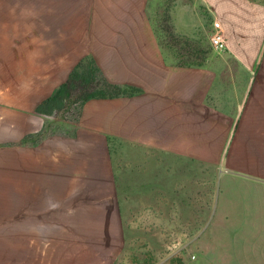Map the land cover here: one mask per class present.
I'll return each instance as SVG.
<instances>
[{"label":"crops","instance_id":"0c3cea01","mask_svg":"<svg viewBox=\"0 0 264 264\" xmlns=\"http://www.w3.org/2000/svg\"><path fill=\"white\" fill-rule=\"evenodd\" d=\"M150 1H56L45 23L0 8V264L128 263L129 202L143 218L204 212L212 264H264V2L176 4L171 46ZM216 21L227 48L199 50ZM89 57L140 92L91 100L75 123L38 114Z\"/></svg>","mask_w":264,"mask_h":264},{"label":"rangeland","instance_id":"374dc122","mask_svg":"<svg viewBox=\"0 0 264 264\" xmlns=\"http://www.w3.org/2000/svg\"><path fill=\"white\" fill-rule=\"evenodd\" d=\"M56 1L70 0H0V8L4 7V5H7L5 7H11L12 5L20 7L21 9L19 10L12 11L10 9L7 12H19L21 19L27 18L33 20L37 17L45 23V18L49 12L48 8ZM202 1L151 0L150 12L156 23L157 33L162 37H167L169 40L167 43L174 46L177 39L175 38L176 34L174 31L176 4L177 7L181 4L183 5V3L190 6L192 3L198 2L200 4ZM255 1L264 2V0ZM197 8L199 13H203L200 5ZM177 9L179 8H176V11H178ZM0 12H3V10H0ZM205 23L203 21V25ZM206 27L207 33L203 34L200 31L198 33L199 50L210 49L207 38L211 36L213 30L209 26ZM207 35L208 37H206ZM80 108L79 103L70 104L64 113L55 115V118L75 123L78 120ZM115 158L119 161L120 167L125 169V154L116 155ZM206 183L205 174L199 171L197 181L193 183L190 189L191 195L195 197L198 194L200 198L201 194H204L211 187L209 183ZM118 189H120L119 191L124 196L126 185L118 187ZM196 203L195 205H198V209H200V203ZM148 204H152V202ZM139 206L140 204L138 205L136 202H129L125 205L127 211L123 212L121 220L123 230L125 231L126 243L125 250L120 258L128 259V263L123 259V261L119 260L117 264H212L220 262V260L208 258L205 253L207 243L205 242L204 228L207 218H205L204 212L202 213L203 217H194L190 208H182L176 212V216L172 215L158 220L157 218H143L140 212H138L141 209ZM161 221L165 223V227L163 228L160 226L163 225Z\"/></svg>","mask_w":264,"mask_h":264},{"label":"trees","instance_id":"16d2710c","mask_svg":"<svg viewBox=\"0 0 264 264\" xmlns=\"http://www.w3.org/2000/svg\"><path fill=\"white\" fill-rule=\"evenodd\" d=\"M139 92V89L131 86L111 83L104 76L95 59L89 57L73 69L68 80L37 108V113L53 116L64 113L73 103H79L82 107L91 100L134 96Z\"/></svg>","mask_w":264,"mask_h":264},{"label":"built area","instance_id":"2783aa9c","mask_svg":"<svg viewBox=\"0 0 264 264\" xmlns=\"http://www.w3.org/2000/svg\"><path fill=\"white\" fill-rule=\"evenodd\" d=\"M214 31L211 35V44L216 51H223L227 48L226 35L222 29L221 23L216 21L213 24Z\"/></svg>","mask_w":264,"mask_h":264}]
</instances>
